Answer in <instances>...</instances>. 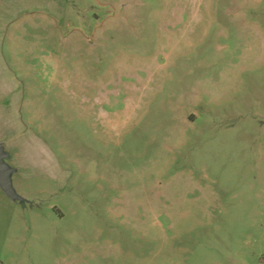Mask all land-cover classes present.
I'll use <instances>...</instances> for the list:
<instances>
[{
    "label": "rangeland",
    "instance_id": "374dc122",
    "mask_svg": "<svg viewBox=\"0 0 264 264\" xmlns=\"http://www.w3.org/2000/svg\"><path fill=\"white\" fill-rule=\"evenodd\" d=\"M9 73L0 264H264V0H0Z\"/></svg>",
    "mask_w": 264,
    "mask_h": 264
},
{
    "label": "crops",
    "instance_id": "0c3cea01",
    "mask_svg": "<svg viewBox=\"0 0 264 264\" xmlns=\"http://www.w3.org/2000/svg\"><path fill=\"white\" fill-rule=\"evenodd\" d=\"M15 81L17 80H15L14 75L11 73L0 80V143L3 145L4 151L9 155L7 163L14 169L13 174L25 166L19 157V138L24 134L22 131L24 123L20 116V107L23 99L20 95V90L17 88L18 84ZM10 84H16L14 85L15 88H12ZM3 128L8 130L6 135L3 133ZM52 157L54 160L49 158L52 164L47 161L49 163V170L52 172L51 174H57L62 177L65 174L64 170L57 164L55 156ZM44 161L45 159L40 157L39 162L44 163Z\"/></svg>",
    "mask_w": 264,
    "mask_h": 264
},
{
    "label": "water",
    "instance_id": "95a60500",
    "mask_svg": "<svg viewBox=\"0 0 264 264\" xmlns=\"http://www.w3.org/2000/svg\"><path fill=\"white\" fill-rule=\"evenodd\" d=\"M9 155L4 151L3 145L0 143V185L4 191L15 199L23 200L19 197L12 188L11 176L14 169L11 168L7 160Z\"/></svg>",
    "mask_w": 264,
    "mask_h": 264
}]
</instances>
